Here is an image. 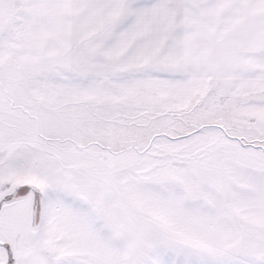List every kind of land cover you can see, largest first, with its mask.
I'll use <instances>...</instances> for the list:
<instances>
[{"label":"snow or ice","instance_id":"snow-or-ice-1","mask_svg":"<svg viewBox=\"0 0 264 264\" xmlns=\"http://www.w3.org/2000/svg\"><path fill=\"white\" fill-rule=\"evenodd\" d=\"M0 264H264V0H0Z\"/></svg>","mask_w":264,"mask_h":264}]
</instances>
